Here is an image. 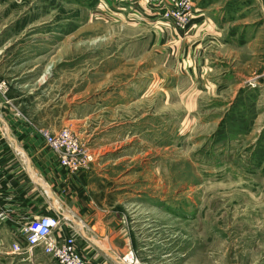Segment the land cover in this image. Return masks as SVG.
I'll list each match as a JSON object with an SVG mask.
<instances>
[{"label":"rangeland","instance_id":"obj_1","mask_svg":"<svg viewBox=\"0 0 264 264\" xmlns=\"http://www.w3.org/2000/svg\"><path fill=\"white\" fill-rule=\"evenodd\" d=\"M130 1L0 0V136L14 138L9 121L39 143L41 131H68L75 148L45 152L62 174H85L80 199L122 222L140 264H264V94L255 81L264 82L248 80L264 74V32L240 48L233 31L187 35L215 44L218 57L211 52L214 76H180V45L162 39H179L190 23L165 20L162 0ZM238 4L247 13L236 21L264 22V0H193L194 11ZM37 169L39 183L27 178L40 206L43 196L93 240L94 224L63 211ZM16 237L24 247L13 249L32 252ZM37 264L59 263L43 253Z\"/></svg>","mask_w":264,"mask_h":264},{"label":"crops","instance_id":"obj_2","mask_svg":"<svg viewBox=\"0 0 264 264\" xmlns=\"http://www.w3.org/2000/svg\"><path fill=\"white\" fill-rule=\"evenodd\" d=\"M104 1L109 0H100V3ZM122 1L126 3L131 2L130 0ZM210 2H212V0H210ZM200 9L199 11H195V17L185 31H182L181 34L177 32V36L180 35L179 39L176 38L173 32L170 33V31L169 33L167 32L162 39L173 42L175 37V40L178 41V45H180L176 56L178 57V67L175 69L176 74L180 76H214V74L210 73H213L214 69L212 65H215L214 61L218 57L214 51L215 44L211 46V44H204L200 41L189 42L190 39L185 38L187 35H196L199 31L198 33L201 36V34L205 33L207 30L219 36L224 30L227 31H225L226 33H231V31H233L234 34L239 33L240 38L237 40V44L238 48H240L247 42H249L248 44L252 41L254 42L257 37L256 35L259 32L261 33V31L264 32V22L261 24L259 21H253V23L236 21L246 15L247 8L245 5L238 4V7L228 6L214 9L206 7ZM224 23H230V25L225 26L226 24ZM247 34H255L252 41H247L245 38ZM228 36L229 38H233L230 35ZM227 42L231 43L232 41ZM211 52H213V57L216 58L212 57ZM222 76L233 75L224 73ZM236 76L244 75L236 73ZM258 77L263 80L261 82H264V74L255 75V77L249 78L248 80ZM255 83L257 88L263 89L262 93L264 94V84L258 81H255ZM9 128L12 130L14 138L11 139L6 137V141L0 136V206L11 208L13 212L0 218V264H5L3 261L6 259L11 261L10 264H33L35 262L37 264L38 261L43 258V252L40 248L29 253L18 250V248L13 249L15 245L24 247L20 239L16 237L18 233L16 232V226L21 223V221L19 222L18 220L22 215H33L38 213L58 215L52 204L48 200L45 201L42 195L43 202L48 204L44 207H41L39 204L41 201L39 190L37 186H35L36 184L30 181L31 179L29 180L27 178L29 176L34 178L37 183L40 182L35 176V168H39L40 173L45 174L44 177L48 180L49 186L52 184L54 193H57L64 199L62 206L64 207V205H66L67 208L63 211L71 213L82 222H84L83 220H88L90 224H94L95 227L90 228V232H96V235L93 236V240L87 235V237H84L80 229H77L80 226L76 227L73 224L80 234L77 240L79 250L91 258V260H96L94 264H121L118 256L130 250L129 234L127 230L122 228V222L118 221L112 224V222L116 220L115 218L108 219L103 214L101 215L100 212L98 213V211L92 207V204H90L88 200L86 202L87 204L83 203L81 199L83 198L82 193H84V191H81L80 187L85 186L83 183L85 182V174L79 175L78 178L76 176L62 174L60 168H57L53 163L54 158L51 153L45 152L47 149L44 147L43 143H39L41 139L37 138L35 132H33L31 128H25L22 122L16 123L15 121H9ZM22 134L24 135L23 141L21 140ZM9 143L13 146L18 143L23 151L28 154L31 164L28 163L25 166L21 159L17 162L12 154L10 146H8ZM18 150H13L16 155L23 153L21 150ZM39 159L43 161L44 165L40 163ZM24 161L28 162L26 156L24 157ZM27 168L30 170L32 176L27 174ZM78 182H80L82 186L79 187ZM75 183L78 185L77 187H74ZM47 188L48 187L44 185L45 191L48 192L49 188ZM9 197L11 200H8ZM54 203L56 204V201H54ZM89 205L91 207H89ZM59 215L64 219L67 218L60 213ZM73 226L64 222L62 226L64 234L68 231L75 230ZM106 231L107 234H105ZM102 236H104L107 241L101 239ZM102 240L104 243H102ZM102 244L107 247L109 251L104 248ZM112 254L118 258L112 256Z\"/></svg>","mask_w":264,"mask_h":264},{"label":"built area","instance_id":"obj_3","mask_svg":"<svg viewBox=\"0 0 264 264\" xmlns=\"http://www.w3.org/2000/svg\"><path fill=\"white\" fill-rule=\"evenodd\" d=\"M159 1L161 0H157L155 3ZM164 2L165 9H167L163 15L165 20L172 19L180 25H187L192 21L195 14L193 0H162L160 6ZM251 86L254 87L255 85L251 83ZM5 93L6 83L2 82L0 83V94L4 96ZM40 133L44 141V147L53 152L60 153L63 148H75L77 144L66 130L56 135H50L46 131ZM65 155L67 154L65 153ZM88 160H91L90 156H88ZM62 164H68L66 157L62 158ZM12 212L11 208L0 206V218ZM60 218L63 219L59 214L22 215L18 220L21 223L16 226V232H18L29 251L40 248L44 254L50 256L59 264H94L96 260H91L88 256L83 255L76 246V240L80 236L79 232L72 230L64 234L62 229L64 223L61 222ZM119 262L121 264H140L131 250L119 257Z\"/></svg>","mask_w":264,"mask_h":264},{"label":"water","instance_id":"obj_4","mask_svg":"<svg viewBox=\"0 0 264 264\" xmlns=\"http://www.w3.org/2000/svg\"><path fill=\"white\" fill-rule=\"evenodd\" d=\"M52 197V196H51ZM81 234L84 236V237H87L85 232L83 231V229L80 230Z\"/></svg>","mask_w":264,"mask_h":264}]
</instances>
